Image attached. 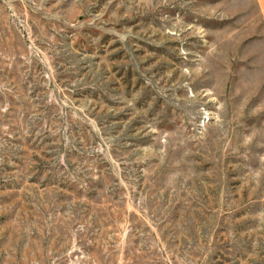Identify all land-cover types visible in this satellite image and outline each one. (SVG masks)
Masks as SVG:
<instances>
[{"label": "rangeland", "instance_id": "rangeland-1", "mask_svg": "<svg viewBox=\"0 0 264 264\" xmlns=\"http://www.w3.org/2000/svg\"><path fill=\"white\" fill-rule=\"evenodd\" d=\"M0 264H264L257 0H0Z\"/></svg>", "mask_w": 264, "mask_h": 264}, {"label": "crops", "instance_id": "crops-1", "mask_svg": "<svg viewBox=\"0 0 264 264\" xmlns=\"http://www.w3.org/2000/svg\"><path fill=\"white\" fill-rule=\"evenodd\" d=\"M257 1H258L260 8L262 9V11L264 13V0H257Z\"/></svg>", "mask_w": 264, "mask_h": 264}]
</instances>
